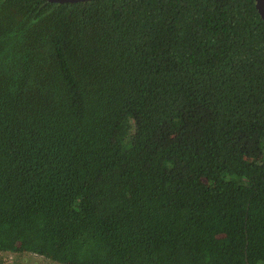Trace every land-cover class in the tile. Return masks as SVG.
Segmentation results:
<instances>
[{
	"label": "trees",
	"instance_id": "1",
	"mask_svg": "<svg viewBox=\"0 0 264 264\" xmlns=\"http://www.w3.org/2000/svg\"><path fill=\"white\" fill-rule=\"evenodd\" d=\"M264 264L253 0H0V251Z\"/></svg>",
	"mask_w": 264,
	"mask_h": 264
},
{
	"label": "rangeland",
	"instance_id": "2",
	"mask_svg": "<svg viewBox=\"0 0 264 264\" xmlns=\"http://www.w3.org/2000/svg\"><path fill=\"white\" fill-rule=\"evenodd\" d=\"M14 264H60L33 253H16Z\"/></svg>",
	"mask_w": 264,
	"mask_h": 264
},
{
	"label": "water",
	"instance_id": "3",
	"mask_svg": "<svg viewBox=\"0 0 264 264\" xmlns=\"http://www.w3.org/2000/svg\"><path fill=\"white\" fill-rule=\"evenodd\" d=\"M47 1H55V2H71V1H80V0H47ZM254 7L259 15V17L264 22V0H253Z\"/></svg>",
	"mask_w": 264,
	"mask_h": 264
},
{
	"label": "built area",
	"instance_id": "4",
	"mask_svg": "<svg viewBox=\"0 0 264 264\" xmlns=\"http://www.w3.org/2000/svg\"><path fill=\"white\" fill-rule=\"evenodd\" d=\"M16 253L13 250L0 251V264H14Z\"/></svg>",
	"mask_w": 264,
	"mask_h": 264
}]
</instances>
